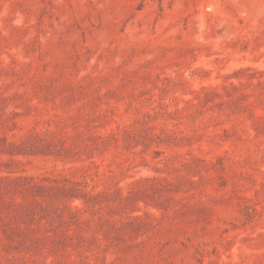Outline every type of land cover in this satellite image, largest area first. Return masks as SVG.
Listing matches in <instances>:
<instances>
[{
	"label": "rangeland",
	"instance_id": "374dc122",
	"mask_svg": "<svg viewBox=\"0 0 264 264\" xmlns=\"http://www.w3.org/2000/svg\"><path fill=\"white\" fill-rule=\"evenodd\" d=\"M0 264H264V0H0Z\"/></svg>",
	"mask_w": 264,
	"mask_h": 264
}]
</instances>
